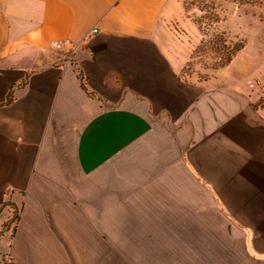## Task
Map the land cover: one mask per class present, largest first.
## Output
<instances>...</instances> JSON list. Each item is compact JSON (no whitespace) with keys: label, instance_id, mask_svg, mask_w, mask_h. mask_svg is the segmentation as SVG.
I'll use <instances>...</instances> for the list:
<instances>
[{"label":"crops","instance_id":"obj_1","mask_svg":"<svg viewBox=\"0 0 264 264\" xmlns=\"http://www.w3.org/2000/svg\"><path fill=\"white\" fill-rule=\"evenodd\" d=\"M190 24L181 0H0V258L264 264V94L184 75Z\"/></svg>","mask_w":264,"mask_h":264},{"label":"rangeland","instance_id":"obj_2","mask_svg":"<svg viewBox=\"0 0 264 264\" xmlns=\"http://www.w3.org/2000/svg\"><path fill=\"white\" fill-rule=\"evenodd\" d=\"M201 15L197 9L185 12L191 24L180 30L181 39L189 51L182 68L184 75L197 76L200 80L216 78L219 83L258 80L260 83L255 86L258 90L255 93L264 94V7L254 6L244 11L231 3H224L220 21L203 22L199 31L195 19ZM216 35H222L226 40L219 54L212 46ZM238 43H242V48L231 53ZM229 55L230 60L225 62ZM12 222L10 219V224ZM3 245L0 243V250ZM5 262L1 256L0 264Z\"/></svg>","mask_w":264,"mask_h":264},{"label":"trees","instance_id":"obj_3","mask_svg":"<svg viewBox=\"0 0 264 264\" xmlns=\"http://www.w3.org/2000/svg\"><path fill=\"white\" fill-rule=\"evenodd\" d=\"M182 7L184 12H189L191 9H197L201 15V17L195 19V22L197 23V27L199 28V31H201V24L203 22H209V23H217L220 21V12L223 8L224 3H231L235 5L237 8H241L244 11H247L248 8L254 7V6H261L264 7V0H181ZM204 19V20H203ZM225 37L222 35H216L213 42V49L215 53L219 54L220 50L224 47ZM233 49L231 53H234L238 51L240 48H242V43H238ZM220 60V55L216 56ZM231 56L225 58V62L229 61ZM81 87L86 90L84 80L80 73L77 74ZM22 84V83H21ZM11 93L9 92L7 95L6 102H10ZM4 264H16L12 262H5Z\"/></svg>","mask_w":264,"mask_h":264},{"label":"built area","instance_id":"obj_4","mask_svg":"<svg viewBox=\"0 0 264 264\" xmlns=\"http://www.w3.org/2000/svg\"><path fill=\"white\" fill-rule=\"evenodd\" d=\"M97 33L96 28H92L83 34L81 40L83 42L88 41ZM48 46L55 51H63L65 53V61L70 62L76 52L77 44L69 38H54L48 41ZM260 82L247 81L249 87H255Z\"/></svg>","mask_w":264,"mask_h":264},{"label":"water","instance_id":"obj_5","mask_svg":"<svg viewBox=\"0 0 264 264\" xmlns=\"http://www.w3.org/2000/svg\"><path fill=\"white\" fill-rule=\"evenodd\" d=\"M1 210V209H0ZM9 223H10V221H9Z\"/></svg>","mask_w":264,"mask_h":264}]
</instances>
